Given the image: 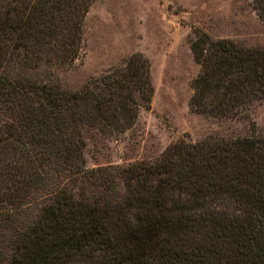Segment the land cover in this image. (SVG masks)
<instances>
[{"label": "trees", "instance_id": "1", "mask_svg": "<svg viewBox=\"0 0 264 264\" xmlns=\"http://www.w3.org/2000/svg\"><path fill=\"white\" fill-rule=\"evenodd\" d=\"M93 1L0 0V264H150L159 241L204 229L211 239L177 264H264L262 136L179 139L153 162L114 168L122 190L99 176L92 195L73 190L102 172L85 169L87 134L125 132L153 95L139 53L76 91L27 75L72 64ZM255 8L264 22L263 2ZM194 32L193 112L239 118L264 101V46Z\"/></svg>", "mask_w": 264, "mask_h": 264}, {"label": "rangeland", "instance_id": "2", "mask_svg": "<svg viewBox=\"0 0 264 264\" xmlns=\"http://www.w3.org/2000/svg\"><path fill=\"white\" fill-rule=\"evenodd\" d=\"M263 2L264 0H259ZM256 0H94L84 16L81 48L69 67L41 66L30 77L56 79L68 91L83 88L92 78L122 65L132 54H142L150 64L153 95L149 109H140L135 124L108 136L90 132L84 148L85 169L96 173L78 180L73 190L92 195L96 182L107 177L119 190L122 180L114 168L135 162H153L179 139L198 142L207 138L264 137V101L254 102L243 117L215 118L189 107L192 82L200 66L190 45L194 30L211 39H229L248 47L264 46V22ZM100 178H99V177ZM40 201L19 215L28 225L38 215ZM211 239L207 230L184 233L155 244L150 264H177L191 256L194 247ZM133 258L137 247H124ZM161 252H168L160 256Z\"/></svg>", "mask_w": 264, "mask_h": 264}]
</instances>
